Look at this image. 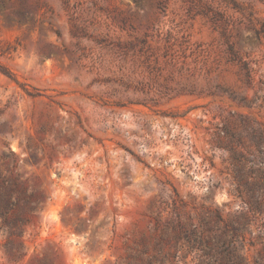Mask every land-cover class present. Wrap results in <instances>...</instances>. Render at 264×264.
Here are the masks:
<instances>
[{"label":"rangeland","instance_id":"rangeland-1","mask_svg":"<svg viewBox=\"0 0 264 264\" xmlns=\"http://www.w3.org/2000/svg\"><path fill=\"white\" fill-rule=\"evenodd\" d=\"M0 264H264V0H0Z\"/></svg>","mask_w":264,"mask_h":264},{"label":"trees","instance_id":"trees-1","mask_svg":"<svg viewBox=\"0 0 264 264\" xmlns=\"http://www.w3.org/2000/svg\"><path fill=\"white\" fill-rule=\"evenodd\" d=\"M244 68H246V66L243 64Z\"/></svg>","mask_w":264,"mask_h":264}]
</instances>
